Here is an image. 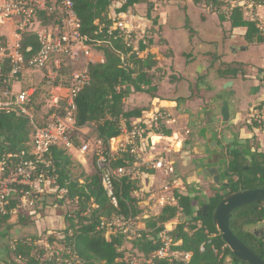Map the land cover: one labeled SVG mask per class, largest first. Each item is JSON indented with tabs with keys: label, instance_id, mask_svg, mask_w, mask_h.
I'll use <instances>...</instances> for the list:
<instances>
[{
	"label": "trees",
	"instance_id": "trees-1",
	"mask_svg": "<svg viewBox=\"0 0 264 264\" xmlns=\"http://www.w3.org/2000/svg\"><path fill=\"white\" fill-rule=\"evenodd\" d=\"M150 1V0H149ZM148 0H124V3L114 10L116 14L134 9L139 4L148 3L145 17L140 20L156 24L157 19L152 15L154 2ZM176 2L179 0H166ZM253 5L264 6V0H247ZM151 2V1H150ZM194 3L202 2L216 14L219 23L229 22L230 28L245 29L243 40L246 44L258 43L264 48V29L258 27L256 21L245 19L243 9L239 5H231L230 0H193ZM74 10L80 23V33L88 38L87 44L97 54L103 57L102 63H93L87 66L89 84L85 86L75 97V125L82 129L92 127L95 137L101 139L105 146L112 139L117 138L123 126H129L131 120L139 119L142 112L149 109L150 105L143 107L125 108V100L132 92L149 95L150 99L155 97L158 83L162 77H156L152 70L158 68V60L148 53L143 59H138L124 41L123 35L118 31L109 32V27L114 22L111 15V2L109 0H73ZM225 4V11L221 6ZM59 14L56 5L49 0L45 9L37 13V24L42 27L57 26ZM0 42L5 43L6 38L0 35ZM148 47L151 41L148 39ZM41 46L33 31H25L21 38V52L24 60L32 58ZM144 46L140 45V49ZM214 76L224 78L228 81L242 75L240 67L230 63L220 62L218 65L211 64ZM57 72L54 84L66 85L68 66L62 61L59 69L53 67ZM11 65L6 59L2 65L0 74V85L9 82ZM212 91V88L197 86V90ZM36 94V91H35ZM32 97L34 122L37 126H44L47 110L44 105L40 114H37ZM190 98V97H189ZM163 128V127H162ZM162 128L160 130H162ZM32 128L29 119L16 115L12 112L0 111V161L6 159L7 155L24 153L28 157L31 149L30 136ZM159 132V130L154 133ZM153 133V134H154ZM170 130L165 131L170 136ZM151 132L145 136L140 145L145 150L150 144ZM75 146H80V137L74 134L71 137ZM187 144L189 141H186ZM251 164L243 165L244 156L237 150L230 152V160L226 169V182L228 188L211 187V195L206 201L201 202L209 206L207 216L201 212L197 215L193 202L198 200L191 196L192 192L182 194L178 190L173 191L176 205H166L160 214L147 220L148 232L142 231V237L133 241H125L120 235L107 237L100 229V222L110 218L113 214L133 215L139 214L135 206L138 201L133 193L138 190L139 185L135 180L127 177L119 179L115 183L118 195V210L109 203L99 182L98 172L86 174L81 167L64 150L52 148L46 161L50 167L47 168V176L56 175V183L34 210L36 213L43 212L53 207L67 208L62 214V227L60 229L63 250L60 254L65 262L58 263L57 256L45 257L44 251L39 250L32 253L37 236H29L15 241L6 251L15 259L24 264H67L72 257L82 264H126L119 263L124 253L131 252L142 264H147L150 255L160 245L157 235L163 226L169 221L179 217L173 231L174 240L179 242L174 249L190 254L188 264H247L237 261L226 247L218 230L212 222V213L222 198L232 192L254 190L264 188V153L246 152ZM133 156L124 150L114 156L111 162L113 168L129 166L133 163ZM74 169H77L75 172ZM81 180V182L79 181ZM25 187H16L4 215L0 216V238L7 236L12 225L19 224L23 227L30 226V215L21 211V190ZM60 189L66 191L65 195L58 199L57 192ZM201 206L200 202H197ZM264 224V202H257L235 210L231 214L229 228L232 233L258 256L264 259V240L254 237L251 232H246L245 225ZM54 239L48 237V242ZM10 264H16L12 262ZM73 264V260L69 262ZM153 264H181L179 262L169 263L167 261H155Z\"/></svg>",
	"mask_w": 264,
	"mask_h": 264
},
{
	"label": "built area",
	"instance_id": "built-area-1",
	"mask_svg": "<svg viewBox=\"0 0 264 264\" xmlns=\"http://www.w3.org/2000/svg\"><path fill=\"white\" fill-rule=\"evenodd\" d=\"M109 1L111 7L118 6L117 8L124 3V0ZM155 1L151 0V2ZM50 2L56 5L59 24L42 27L37 24V13L46 8L49 0H0V27L8 24L13 26L9 29L12 42L6 41L4 44L0 42V74L6 59L11 65L12 79L25 68L43 71L52 64V67L59 69L62 61L68 66L66 85L54 84L57 72L53 69L47 71L45 81L47 96L44 101L47 115L44 126H37L33 119L32 97L35 94L33 88L14 92L8 82L4 81L3 85H0V111L12 112L28 118L32 128L28 157H25L24 153L13 154L7 155L6 159L0 161V216L6 213L9 199L16 187H25L20 192V206H29L31 210L47 196L56 183V175L46 174V169L50 167L46 155L52 148L64 150L73 160L74 158L82 160L88 153L96 157L97 169H94V172H98L100 185L109 203L116 210L119 207V198L115 183L119 179L127 177L134 180L140 166L161 171L166 176L174 174L173 162L169 157L159 154L154 159L148 160L141 156L139 150L148 132L152 133L151 138L155 131L165 127L169 122V115L161 109L154 108L142 112L139 119L133 120L129 127L122 128V133L126 137L124 145L119 144L113 148L109 141L105 146L97 137L87 140L86 144L81 143L83 133L82 129L75 125L74 100L90 82L87 66L102 63L103 57H97L87 44L88 38L80 33V23L74 10L73 0H50ZM230 3L239 5L242 9L246 5L250 8L253 6L252 2L247 0H230ZM113 18L114 22L108 31L120 32L131 49L130 54L134 53L138 59L145 58L150 53L149 42L146 37L137 35L136 16L126 11L115 13ZM257 18L256 15H251L252 21L257 22ZM27 30L36 34L41 48L32 58L25 61L21 52V38ZM140 45L144 48L140 49ZM143 52H146L144 56L141 54ZM262 112L264 113V110ZM254 113L257 114L256 111ZM251 117L254 118L253 115ZM74 134L80 137V146L74 145L71 139ZM126 149L133 156V163L129 166L113 168L111 166L113 157ZM166 187L164 190L167 189ZM65 193L64 189L58 190V199H61ZM167 205H176L175 199H168ZM138 220L137 215L113 214L110 218L103 219L99 227L107 237L120 235L124 240L133 241L142 237V230L137 225ZM176 223L170 221L163 226L162 231L157 235L160 245L150 255L147 264H153L155 261L188 264L190 254L173 248L179 244L173 237Z\"/></svg>",
	"mask_w": 264,
	"mask_h": 264
},
{
	"label": "rangeland",
	"instance_id": "rangeland-1",
	"mask_svg": "<svg viewBox=\"0 0 264 264\" xmlns=\"http://www.w3.org/2000/svg\"><path fill=\"white\" fill-rule=\"evenodd\" d=\"M150 1L149 3L152 4V2ZM236 1H240V0H236ZM147 5H148L147 2L144 4H139L134 9L129 10V12L131 14H134L137 20L140 19L139 17L144 18ZM152 6H153L152 15L157 19L156 24L154 25L147 24L145 23L144 20L141 19L135 23L136 26L135 29L139 37H146L147 41L148 38L150 39L151 41L150 50L154 54V57H156L158 60V68L150 72V73H154L156 77H162L161 82L158 83L157 91L154 94L155 95L158 94L161 99L171 100V98L169 97V94L172 92V90L170 89L171 85L176 80H178L177 75L173 74L175 65L177 63H179L180 65L185 63L187 60L186 55L189 53L196 52L198 48V41H200V39L195 37L194 34L192 35V33H194L195 29L199 27L198 23L200 22V17L210 16L211 18L214 17L215 19H217V16L215 13L212 12L210 8L205 7L204 4H202V2L196 4L193 2V0H179L176 2H168L166 0H156L154 4H152ZM155 6H157L156 10H155ZM117 7L118 6L116 7L112 6L111 9L115 10ZM220 10L221 11L226 10L225 4L221 6ZM253 10H254L253 7L247 9L249 15L250 13H252L253 15L255 14V10L254 11ZM111 15L113 17L115 15V12L111 11ZM163 16L166 17V20H163L162 18ZM214 20H212L213 22L209 20L210 24L207 25V29H209V33L212 34V37L210 36V38L208 39L206 36L204 37L205 38L204 41L210 42L209 44H211L210 46L207 45L205 47V49L209 50V53H212L211 56L208 55L206 59L207 62L209 61L221 62V59L217 61L219 57L213 58L212 55H217L214 54L213 52L215 53L222 52L225 54L227 58L233 59L234 57L229 53L230 45L234 46L235 48L243 47V46L244 47L262 46L261 44L255 42L246 44L242 40H239L238 38L231 39L230 37L231 30L230 31L224 30L222 24H220L218 21L214 22ZM258 25L262 29H264V21H262L261 23L259 22ZM11 26L12 25L8 24L7 26H3V28L0 29V35L4 36L6 38V41L9 42H12L11 40L12 37L8 35ZM4 28H6V30ZM165 29L174 30L177 31L178 33L184 34L182 36L178 35L173 40L174 42L173 44H175L176 46L175 48L177 49V54L180 55L178 57L179 59H177L178 61H176L175 59L170 61V58L174 57L172 54L173 45L170 46V43L165 39V33H164ZM213 34H215L217 37L216 36L213 37ZM167 47L168 48L172 47V48L167 49ZM141 54L144 56L146 52H143ZM238 56L239 57L244 56V52H239ZM229 63L233 66L236 67L238 66L241 68L242 75L238 76L235 80H243L244 75L253 76L256 74V76H258L257 75L258 68L255 67L254 64H252L251 62L240 63L237 61H231ZM167 68L171 69L170 72L172 74H168L169 71L167 70ZM48 69L49 70L53 69L52 64H50L47 67V69H43V71L30 70L25 68L22 69L20 73L18 72V75L16 77H13V79L11 78V80L8 82L10 89L14 92H19V90H26L29 88H33L36 91L33 103L36 108L37 114H40L41 107L44 105V101L46 100V96H47V88L45 86V81H46V74ZM257 81L260 83L261 79H258ZM259 83L257 85H259ZM183 87L180 84L177 90L171 94L180 95L181 97L182 96L187 97L189 94H191V98L194 97L201 98L202 104L200 107L204 109L207 108L212 109L213 105H211V102L213 101L214 93H207L205 91L200 92L197 89H195L194 84L189 91L188 90L186 91V88ZM259 90H264V87L259 88L258 92ZM131 94L140 97V100H136L134 101V103L132 102V104L135 106L138 105L144 106L149 100V98L147 97L149 95L143 93H136V92H132ZM258 97L260 98V95H258ZM181 99H185V98H181ZM127 100L128 97L125 100V108H130L131 106L127 104ZM250 108L253 111H251V109H248V107L245 110H243L242 113L243 123L238 124L237 127H234L233 125L231 126L228 123L226 124L224 122H221L222 124L221 128H225V131L227 130L226 132L227 138L233 140L231 141L232 147H234L235 150L243 154L244 156L243 165L245 166H249L251 164L250 156L244 155L247 151L250 152L251 149H254V152L258 153L257 150L260 149L261 152H264V139L262 142L263 147H260L259 142H257V138L255 136L249 138L251 144L245 143L243 145H239L238 144L239 140H236V139H240L239 131H238L239 127L245 125L246 121H248L251 125L259 127L260 133L264 132V113L262 112L264 110V98H262L258 102H255L253 108L252 107ZM255 111L257 112V114L254 113ZM252 115L254 116V118L251 117ZM206 116L208 118L210 117L209 114ZM183 120L184 118H181L180 120L178 119L175 128L170 129L171 139L168 142L169 145H171V149H172V152H170V159L173 161V164L175 165L174 173H176L177 178H180L182 180V183L178 185V187L180 186L178 190L183 195L192 192V197L195 196L196 198H198V200L194 201V205H195L194 209L197 211L198 208L200 207L197 202L200 203L204 202L211 195L212 184L207 179H204L201 175H199L198 171L200 169L196 170L197 167L196 163L195 164L189 163L188 166L185 164L186 166L183 167V159L181 155L184 151H188V154H186L189 157L188 160H190L191 157H193L194 160L196 161L199 159L198 154L192 148L195 143L193 136L183 132V129L181 127V122ZM212 128H219V126L216 127L213 125ZM81 132L83 133V136H81V143L86 144L87 140L95 137L92 127L82 128ZM204 133L205 132L203 131H199L198 134L202 136ZM217 134L221 139L223 138V133L220 132L219 130H217ZM183 139H185V141L188 140L189 143L187 144V142H185ZM196 139L200 141L203 140L202 138H196ZM181 140H183L182 149H180ZM169 145L166 144L165 147L169 149ZM74 161L76 164H78L81 167L82 170L91 171L97 169L96 166L97 158L93 157L91 153H88L86 157L82 160H78L74 158ZM74 171L76 172L77 169H74ZM192 175L197 177L200 180V182H192L190 184H187L186 180L188 176L191 177ZM174 178L175 177L173 176L169 178L161 177V176L160 179L158 177L155 178V182H157L156 189H158V192H161L163 190L161 189V186L168 184L169 181L171 183ZM168 186L170 187V184ZM201 205L204 204L201 203ZM66 208H67L66 206L61 208L53 207L48 211L47 210L43 211L42 212L43 221H39V223L37 224L34 223L36 218L34 219V217L31 216L32 218L30 217V222L32 223V225L28 227H23L19 224L12 225L8 235L0 238V249L2 250V254H4V256H0V264H10L12 262H15L16 264H24V262L15 259L10 253L6 251V249L12 246L13 244H15V241H19L22 240L23 238L25 239L26 237L33 235L37 236L38 238V240H35L33 243V245H35L32 251L33 254L36 253V251L42 250L44 251V255L42 256V259H44L45 257L56 255L58 263L62 261L65 262L66 259L62 260L60 257V254L63 250L62 244L58 242L61 239V235L59 232L62 227V214ZM21 211L27 216L32 214L31 213L32 210L30 209L29 206L21 207ZM260 225H264V224H260ZM48 237H52V239H54L52 243L48 242ZM27 239H30V237ZM125 241L128 242L129 240H125ZM124 259L126 264H130L131 262H133V264H142V261H140V259H138L130 252H127V254H125ZM71 260H73V264H82L80 261L76 260L75 257H72ZM69 262H67V264H69Z\"/></svg>",
	"mask_w": 264,
	"mask_h": 264
},
{
	"label": "crops",
	"instance_id": "crops-1",
	"mask_svg": "<svg viewBox=\"0 0 264 264\" xmlns=\"http://www.w3.org/2000/svg\"><path fill=\"white\" fill-rule=\"evenodd\" d=\"M252 7L255 10L254 15H256L258 17L257 18L258 21L260 23L262 21H264V6L253 5ZM249 8H250V6H248V5L244 6L243 7V14H244L245 19L251 20L250 15H253V14L250 13V15H249V13L247 12V9H249ZM111 11L113 12L114 10L111 9ZM162 18H163V20H166L165 16H163ZM214 19H215L214 17L211 18L210 16L209 17L208 16L200 17V22L198 23L199 27L197 29H195L194 33H192V35L194 34L195 37L200 39V41H198V48H197L196 52L189 53L186 55L187 60L185 63H183L181 65L179 63H177L175 65L173 74L177 75L178 80H176L171 85V88H170L172 90L171 93L176 91L177 88L180 86V84L182 85V87L184 86L186 88V91L187 90L189 91L190 88L194 84L195 89H197V86L206 87L207 85H209V87L212 88V91H206V90L202 89L200 92L205 91L207 93H214V95H216V94L221 93L223 85L226 82H228V80H226L224 78H216L214 76V73H213L214 70L210 69L211 64L218 65L220 63V61L219 62H213V61L207 62V60H206L208 55L211 56L212 53H209V50L205 49V47L207 45L210 46L211 44H209L210 42H205L204 37L206 36L207 39L210 38V36L212 37V34L209 33V29H207V25L210 24V21L213 22L212 20H214ZM136 20H137V18H136ZM138 20H140V19H138ZM216 21H218V19L214 20V22H216ZM258 21H257V23L259 24ZM145 23L152 24V23H148V22H145ZM220 24H222L224 30H228V31L231 30V36H230L231 39L238 38L239 40H242L244 42L243 35L245 32V29H243V28L231 29L229 22H223ZM258 27H260V26L258 25ZM1 28H3V27H0V29ZM4 29L6 30V28H4ZM164 33H165V39L170 43V46L173 45V49H172L173 53L172 54L174 57L170 58V61H172L174 59L176 61H178L177 59H179L178 57L180 55L177 54V49L175 48L176 47L175 44H173L174 43L173 40L178 35L182 36L184 34L178 33L177 31H174V30H167V29H165ZM8 35L10 36V33ZM214 36H216V35L213 34V37ZM232 47H234V46H231V45L229 46V51H230L229 53H230V55H232L234 57L233 59L227 58L225 56V54L222 52L221 53L213 52L214 54H217V55H212L213 58L219 57L217 59V61L221 59V62H225V63H229L231 61H237L240 63L251 62L252 64H254L255 67L258 68V70H257L258 76H256V74L253 76L244 75L243 80H235V79L230 80V81H232L233 85L231 86V88H228L227 91H233V95H231L229 97V101H230V103L234 104V109H233L231 117L227 123L231 126L233 125L234 127H237L238 124L243 123V114H242L243 110H245L247 107H248V109H251L250 107L253 108V106L255 105V102H258L262 98H264V90H259V92H258L259 88L264 87L263 86L264 85V48H263V46H258V47H254V46L244 47L243 46V47H237V48L234 47L235 52H233V51H231ZM170 48H172V47H169V48L167 47V49H170ZM240 48H243V50H238ZM149 50H150V48H149ZM239 52H244V56L239 57L238 56ZM150 54H152L154 56V54L151 52V50H150ZM96 55H97V57H102L100 54L96 53ZM155 59H157V58L155 57ZM167 70L169 71L168 74H172L170 72L171 71L170 68H167ZM258 79H261L260 83L257 81ZM258 83H259V85H257ZM171 93L169 94V97L171 98V100L161 99L158 94H156L155 97L152 99H150V97L147 96L149 98V100L147 101L146 105H144V106L146 107V106L150 105V107H149V109H147L145 111H150L154 108L161 109L162 111L166 112L167 115H169L170 120L166 124V126L162 128V130H159V132L154 133V136L149 138L150 144L146 147L145 150H141L139 148V150L141 152V156L144 159H148V160L154 159L159 154L166 155L167 157L170 158V152H172V149H171V145H169L168 142L171 139V137H170L171 134H170V136H166L165 131L175 128V126L177 125V120L184 118V120L181 122V127L183 129V132H185L187 134V132L190 131V128L187 125L188 121L192 122L194 118H197L198 115H200L203 111H205L204 108L200 107L202 104L201 98H198V97L197 98H195V97L191 98V94H189L187 97L186 96L181 97L180 95H173ZM130 95L131 96L128 97L127 104H129L131 107H143L140 105L135 106L132 104V102L134 103V101L140 100L139 96L133 95V94H130ZM258 95H260V98L258 97ZM180 97L185 98V99H181ZM179 105H182V106H179ZM207 109H210V108H207ZM214 113H215L216 119L219 118V122H221L220 121L221 120L220 115H219V112L217 109L214 110ZM132 121L133 120L130 121L129 125L132 123ZM124 127H129V126H123L122 128H124ZM259 129H260L259 127L251 125L248 121H246L245 125H242L241 127H239V130H238L239 131V138H240L239 141H245V143L251 144L249 141V138L252 136H255L257 138V142H259L260 147H263L262 142L264 139V132L260 133ZM195 133H196L195 135H197V133H199V131H197ZM195 135L193 134V139L196 142L197 139H196ZM125 138H126L125 135L121 132V134L117 138L111 140L112 147L115 148V146H117L119 144L124 145ZM242 138H244V139H242ZM183 140L185 141V139H183ZM183 140H181L180 149H182V147H183V142H182ZM197 143H200V145H201V142H197ZM166 144L169 145V149H167V147H165ZM191 145H192V143H191ZM193 147H194V145H193ZM251 150L254 151V149H251ZM179 152H180V150H179ZM257 152L258 153H264V152H261L260 149H258ZM186 154H188V151H184L181 155V157L183 159V167L186 165L188 166L189 163L195 164L194 158L191 157V159L188 160L189 157ZM184 156H186V157H184ZM173 167H174V172H175V165L174 164H173ZM84 172L86 174L90 175V174L94 173V170H91V171L84 170ZM198 172H196V173H198ZM160 176L166 177V178L173 176L175 178L173 179V181L171 183L169 181V183L166 185L162 184L163 186H161V189H163V190L161 192H158V189H156L157 182H155V178L158 177L160 179ZM134 180L137 181L138 185H139L138 190L133 193V196L138 201V204L135 206L136 210L139 211V214L137 215L139 217V220L137 221V225L142 231L148 232L150 229L146 227L147 220L151 217H155V216H158L160 214V211L162 210V208L167 205V200L170 198H174L173 197V191L178 190V188L180 187V186L178 187V185L182 183V180L180 178H177L176 173H174L173 175L166 176L161 171H155L152 169H147V168L142 167V166H140L138 168V174L136 175ZM186 182H187V184H190L192 182H200V180L197 177L192 175L191 177L188 176ZM169 184H170V187L168 186ZM164 187H166L167 189L164 190ZM193 206L195 208L194 202H193ZM48 210H50V209H47V211ZM31 213L32 214H30V216L34 217V219L36 218L34 223L37 224V223H39V221H43L42 220L43 219L42 218L43 217L42 212L36 213L35 210L32 209ZM171 221L178 222V217L171 220ZM125 254H127V250L124 253V256H125ZM119 263H126L124 257L122 260H119ZM225 263L229 264L228 260H226Z\"/></svg>",
	"mask_w": 264,
	"mask_h": 264
},
{
	"label": "water",
	"instance_id": "water-1",
	"mask_svg": "<svg viewBox=\"0 0 264 264\" xmlns=\"http://www.w3.org/2000/svg\"><path fill=\"white\" fill-rule=\"evenodd\" d=\"M238 50H243V48H240ZM231 51L235 52V48L232 47ZM232 85V81L226 82L222 87L221 93L214 97V100L217 101L216 104L211 103L213 105L212 108L218 110L219 115L221 116L224 123H227L229 121L234 109V104L230 103L229 101V97L233 95V91H227V89L231 88ZM204 136L206 139V147L201 148L203 149V152L205 153V149L207 148L210 154L213 155L217 153L220 150V146L217 145V141L211 140V138L213 137V133L205 132ZM244 143L245 141L238 142L239 145H242ZM211 144L212 146H216V148L218 149H211ZM199 146L200 143H197L196 147ZM201 154L202 153H200L199 155ZM212 157L207 162L203 161L205 167L203 169H200L199 173H201V175L208 181H210L215 187L228 188V182L221 179V174L225 172V166H220L218 164V162L222 161L223 159L222 155L220 160L212 161ZM257 202H264V188L236 191L225 195L212 213L213 225L220 233L222 240L224 241L226 247L229 249L231 255L237 261L247 264H264V259L258 256L251 248L240 241L232 233L229 228V221L231 218V214L235 210ZM208 208L209 206L207 204L201 205L197 210V215H200V213L202 212L203 216H207ZM244 229L246 232L252 231V235L256 238L262 237L264 235V225L249 224L245 225ZM1 256H4V254H2Z\"/></svg>",
	"mask_w": 264,
	"mask_h": 264
},
{
	"label": "flooded vegetation",
	"instance_id": "flooded-vegetation-1",
	"mask_svg": "<svg viewBox=\"0 0 264 264\" xmlns=\"http://www.w3.org/2000/svg\"><path fill=\"white\" fill-rule=\"evenodd\" d=\"M215 96L216 95H214V97ZM216 102L217 101H215L214 98H213V101L211 103L216 104ZM210 110L211 109H207V110L205 109V111H203L200 115H198L197 118H194L192 122L188 121L187 125L190 128V131H188L187 134L193 136V134L195 135L196 134L195 132H197V131L213 133V137L211 138V140L217 141V145L220 146V150L217 153L213 154V155L208 152L207 148L205 149V153L203 152V149H201L202 147H206V139H205L204 134L202 136H200L198 133H197V135H195L196 138H202L203 139L202 141L197 139V141L195 142L194 147H193L195 149L196 148L195 147L196 143L197 142H201V145L195 149V152L198 154V158H199L197 161L194 160V162L197 164L196 170L197 169H203L205 167V165L203 164V161H206V162L209 161V159L212 156H213L212 157V161L213 160L214 161L215 160H220L221 155H222L223 159H222V161H219L218 164L220 166H222V165L225 166V172L223 174H221V179L223 181H226V179H225L226 175L225 174H226L227 165H228L229 160H230V152L232 150H235L234 147H232V144H231V141H233V140L232 139L230 140L229 138H227V136H226L227 130L225 131V128H221L222 118L220 116V119H221L220 121L221 122H219V118L216 119V116H215V113H214L215 108H212L211 111ZM208 114L210 116L209 118L206 116ZM213 125L216 126V127L219 126V128H212ZM217 130H219L220 132L223 133V138L222 139L217 134ZM236 140H239V139H236ZM210 148L211 149H215V150L218 149V148H216V146H212V144L210 145ZM250 152L252 153L254 151L251 150ZM200 153H202V154L199 155ZM208 166H211V165H208ZM199 175H201V174L199 173ZM203 178L206 179L205 177H203ZM258 239L259 240H264V235L262 237H258ZM1 254H2V250L0 249V256H1Z\"/></svg>",
	"mask_w": 264,
	"mask_h": 264
}]
</instances>
